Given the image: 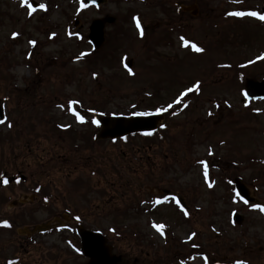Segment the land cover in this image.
I'll return each instance as SVG.
<instances>
[{
  "label": "rangeland",
  "instance_id": "obj_1",
  "mask_svg": "<svg viewBox=\"0 0 264 264\" xmlns=\"http://www.w3.org/2000/svg\"><path fill=\"white\" fill-rule=\"evenodd\" d=\"M33 1L38 6L29 15L32 0H0V103L7 117L0 124V170L8 140L16 133L26 137L19 158L31 163L34 179L54 195L49 206L40 204L35 222L67 207L83 212L82 223L107 233L124 264H181L179 257L197 251L208 253V261L183 260L257 264L264 212L238 197L234 180H243L264 204V100L247 102L244 95L247 78H264V21L228 13L261 14L264 0H167L179 21L173 25L157 7L159 0H108L101 7L81 0ZM182 5H196L198 15L182 12ZM131 11L140 14L126 21ZM108 15L116 21L107 25L96 51L89 26ZM197 81L198 92L181 96ZM179 98L183 102L176 105ZM157 107L170 114L164 141L156 133L150 148V139L139 135L93 141L97 116ZM73 108L84 114V123ZM29 146L37 147L31 155ZM200 161L209 164L208 182ZM166 190L171 195L163 199ZM176 196L186 201L187 216ZM4 209L0 205L1 214ZM234 212L242 215L240 223ZM25 219L19 215L16 225H26ZM154 224L164 225L163 236ZM23 259L86 260L55 232L25 249Z\"/></svg>",
  "mask_w": 264,
  "mask_h": 264
},
{
  "label": "flooded vegetation",
  "instance_id": "obj_2",
  "mask_svg": "<svg viewBox=\"0 0 264 264\" xmlns=\"http://www.w3.org/2000/svg\"><path fill=\"white\" fill-rule=\"evenodd\" d=\"M168 6L171 5L168 3ZM169 11L170 12H164L167 14V20L175 22L177 19V17H174L175 13L172 12L170 8ZM23 142L24 138L19 140V143L17 139L15 146H13L14 148L11 144H8L5 149V159L7 161L0 170V205L6 209H4L5 212H3V214H1L0 211V237L4 239L0 246V264H9V261L14 262V264H21L24 260V250L38 244L40 237H45L51 230L55 231L57 228H66L72 223L77 224V218L84 217L83 212H73L67 207L66 211L69 212L68 219L63 218V211H55L54 213L56 215L52 217L54 222L49 219L46 220V222L51 221L54 223V227L45 232L32 231L34 225L37 224L35 218H37L39 214L38 207L40 204L44 206V203H41L44 202V200L40 192V187L43 186V183L34 179L33 171L29 170L31 163L25 162L22 158H19L24 152L23 148H20ZM150 146H152V144H149L148 148H150ZM29 148L30 151L27 152H30L29 155H31L37 147L29 146ZM7 149L12 152L15 151V153H13L15 155L12 154L9 156L10 153L7 152ZM10 158L13 159V161H11ZM36 167H38V165ZM36 171L40 172V167L36 169ZM5 179L8 180L7 184L3 183ZM169 193L170 192L165 193V195H169ZM19 215H21L22 218L26 217L24 221L27 222L26 225H16V221H19ZM56 217H59L62 221L56 220ZM5 221L10 225L9 227L3 226L2 223ZM262 241L264 240L262 239L261 242ZM257 252L261 254L257 264H264V258H262V255L264 256V243L258 245Z\"/></svg>",
  "mask_w": 264,
  "mask_h": 264
},
{
  "label": "water",
  "instance_id": "obj_3",
  "mask_svg": "<svg viewBox=\"0 0 264 264\" xmlns=\"http://www.w3.org/2000/svg\"><path fill=\"white\" fill-rule=\"evenodd\" d=\"M99 4L104 0H87ZM106 21H114V18L96 19L90 27V39L96 48H100L104 42V29ZM246 94L250 98L264 97V80L261 82L249 79L246 83ZM3 117V112L0 107V119ZM162 114H152L150 116H103L99 118L102 124L100 137H118L134 131H149L155 129L162 120ZM237 190L244 199L252 201L253 198L249 195L246 186L236 181ZM235 219L241 222V215L235 214ZM47 225L37 226L38 230H44ZM79 234L83 243V252L90 258L87 264H118L121 256L111 253V248L106 244V238L103 234L79 229Z\"/></svg>",
  "mask_w": 264,
  "mask_h": 264
},
{
  "label": "snow or ice",
  "instance_id": "obj_4",
  "mask_svg": "<svg viewBox=\"0 0 264 264\" xmlns=\"http://www.w3.org/2000/svg\"><path fill=\"white\" fill-rule=\"evenodd\" d=\"M27 6L30 8L29 15H31V13L34 12L36 9H35V8H32L31 5H27ZM39 8H40L41 10L46 11V6H45L44 4H40V5H39ZM228 15H230V16H235V17H243V16L247 15V16L255 17V18H257V19H259V20H261V21H264V15L259 14V13H257V12H248V13H245V12H229ZM134 19H136V18H134ZM136 26H137L138 29H141V25H140V22H139L138 19H137V21H136ZM17 35H18L17 33H13V34H12L13 38H15ZM141 35H143V31H142V29H141ZM181 40H184V38L181 37ZM29 43H30V44H33V45L35 44L34 41H29ZM187 43H188V42L185 41V44H186V45H187ZM191 47H192L195 51H197V52H201V51H202V49L199 48V47H197L195 44H192ZM82 55H84V54H82ZM260 58H262V57H258V59H260ZM249 63H252V61H249ZM199 88H200V82L197 81V82H195L191 87H189V88L186 90L185 93H181V96H184V95H186L187 93H191V92H193V91L198 92V91H199ZM245 95H246V94H245ZM70 103H76V101H72V102H70ZM171 107H172V105H169V106H168V108H171ZM185 107H187V105H185ZM168 108L157 109L156 112H157V113H160V112H162V111H168ZM132 114H133L134 116H138V117H140V116H150V115H152L153 113H150V112H134V113H132ZM74 115H77V114L74 113ZM208 115L211 116L212 113L209 112ZM77 120H78L79 123H84V122H85V121H84V118H83L82 116H79V115H77ZM3 123H5V121L0 120V124H3ZM92 123H93V124H96V125H99V121H96V120H93ZM7 126H8V127H11L10 124L7 125ZM161 127H165V125H161ZM151 134H152V133H150V132H149V133H145V135H151ZM209 155H212L211 151H209ZM200 163H201V164H205L204 161H200ZM204 172H205V177H207V166H206V164H205ZM3 183H4V184H7V183H8V180H7V179L3 180ZM208 187H212V184L209 183V184H208ZM37 191H38V189H37ZM173 199H175V198H173ZM45 202H46V201H45ZM261 210L264 211V209H261ZM182 211H183V209H182ZM183 214H184L185 216L188 215V213H187L186 211H184ZM3 226H5V227H9L10 225H8L7 221H5V222H3ZM153 227L156 228V230L160 233L161 236L164 235V232L162 231V229L164 228V225H155V224H154ZM194 236H195V233H192V234L188 237V239L191 240ZM194 246H195V245H194ZM206 259H207V258L205 257V260H206ZM9 264H14V262L9 261ZM235 264H246V262H244V261H240V260H237V261L235 262Z\"/></svg>",
  "mask_w": 264,
  "mask_h": 264
}]
</instances>
